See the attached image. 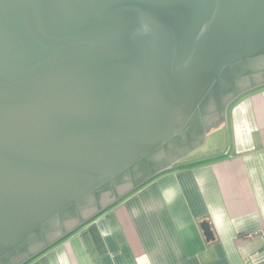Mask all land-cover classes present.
Segmentation results:
<instances>
[{"label": "water", "instance_id": "obj_1", "mask_svg": "<svg viewBox=\"0 0 264 264\" xmlns=\"http://www.w3.org/2000/svg\"><path fill=\"white\" fill-rule=\"evenodd\" d=\"M263 83L264 0H0V264L172 165Z\"/></svg>", "mask_w": 264, "mask_h": 264}, {"label": "crops", "instance_id": "obj_2", "mask_svg": "<svg viewBox=\"0 0 264 264\" xmlns=\"http://www.w3.org/2000/svg\"><path fill=\"white\" fill-rule=\"evenodd\" d=\"M224 118L220 152L181 157L22 264H264V83Z\"/></svg>", "mask_w": 264, "mask_h": 264}, {"label": "rangeland", "instance_id": "obj_3", "mask_svg": "<svg viewBox=\"0 0 264 264\" xmlns=\"http://www.w3.org/2000/svg\"><path fill=\"white\" fill-rule=\"evenodd\" d=\"M218 127L220 126L211 127L209 130L211 131V133L208 134L209 137L207 138V140H205L200 145L196 146L193 150L188 152L184 157L179 160L180 162L178 163L183 164L188 161H196L199 158L214 156L215 154L220 152L222 150L223 139L222 137L220 138L218 132V135H212V133H215V131L219 129ZM175 167L176 166H174L173 168Z\"/></svg>", "mask_w": 264, "mask_h": 264}]
</instances>
